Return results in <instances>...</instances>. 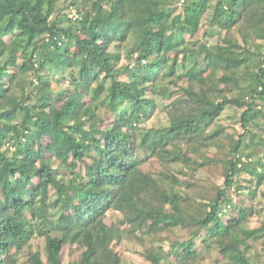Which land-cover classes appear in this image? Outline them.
Segmentation results:
<instances>
[{
    "label": "trees",
    "instance_id": "1",
    "mask_svg": "<svg viewBox=\"0 0 264 264\" xmlns=\"http://www.w3.org/2000/svg\"><path fill=\"white\" fill-rule=\"evenodd\" d=\"M255 201L264 0H0V264H264Z\"/></svg>",
    "mask_w": 264,
    "mask_h": 264
},
{
    "label": "rangeland",
    "instance_id": "2",
    "mask_svg": "<svg viewBox=\"0 0 264 264\" xmlns=\"http://www.w3.org/2000/svg\"><path fill=\"white\" fill-rule=\"evenodd\" d=\"M178 3V2H177ZM181 4H183L182 1H180L178 3V7L181 6ZM184 5V4H183ZM63 26H67L68 25V20L66 17H63ZM210 23L208 22H205L204 23V26L202 28V30L200 31L198 37L195 39V41L198 42V44H202V43H205L206 42V39H207V33L211 30L210 28ZM7 41H10V38H7ZM218 39L217 38H214L212 39L209 44H215L217 43ZM123 79H126L125 76L122 77ZM18 92V91H17ZM241 114H242V111L241 110H238L236 108H228L226 110V112L223 114L221 120H220V124L227 127L228 128V132L231 134V133H235V132H240V133H243V130L241 128V124H240V117H241ZM168 123V120H167V117H166V113H158V116H156L153 120H150L145 126H140V129H145V128H150V127H153L154 125L156 126H160L161 124H167ZM249 140V138H247V141ZM259 139L257 138L256 142L258 141ZM256 147L259 149L260 148V143L258 142L256 144ZM12 150H15V147H13ZM10 155V154H9ZM243 161H247V157L246 155H243ZM164 167H168L166 166L165 164L161 163L160 161H158L157 159H153L151 162L147 163L145 166H144V170L147 171V172H151L153 174H157V173H160L162 171H164ZM170 167V166H169ZM180 168L182 167V165H179V166H172V169H176V168ZM216 173H214L213 171L211 172V178L213 181H216L217 183H221L222 180H220V178H218L217 175H215ZM246 176V175H245ZM248 178V177H247ZM245 180H241L242 183H245L244 182ZM237 201V200H236ZM263 201L261 202H258V201H255L253 202V204L256 206V207H259V208H263L264 207V203L262 204ZM251 204V201L248 199L247 202L245 203L246 206H250ZM261 219V218H260ZM254 225H259V220L256 221V219H254V223H252V226ZM38 245V244H36ZM72 255V250L71 248H66L65 249V252H64V261H65V264H68L70 262L71 259H73L74 256H71ZM128 256L130 257V259L135 263V264H149V263H146L144 262V260L136 255V254H131V253H128ZM203 260L204 261V264H208V263H211L212 261H215L216 263L218 264H221L222 261L220 258H218L217 256L215 255H210L208 254Z\"/></svg>",
    "mask_w": 264,
    "mask_h": 264
},
{
    "label": "built area",
    "instance_id": "3",
    "mask_svg": "<svg viewBox=\"0 0 264 264\" xmlns=\"http://www.w3.org/2000/svg\"><path fill=\"white\" fill-rule=\"evenodd\" d=\"M72 17H77V14H76V12L75 11H73V13H72Z\"/></svg>",
    "mask_w": 264,
    "mask_h": 264
}]
</instances>
